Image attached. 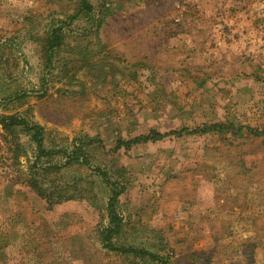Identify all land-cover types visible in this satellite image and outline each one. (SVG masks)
I'll use <instances>...</instances> for the list:
<instances>
[{
	"label": "rangeland",
	"instance_id": "1",
	"mask_svg": "<svg viewBox=\"0 0 264 264\" xmlns=\"http://www.w3.org/2000/svg\"><path fill=\"white\" fill-rule=\"evenodd\" d=\"M88 1L91 21L65 28L43 91L38 39L78 0H0V264H157L104 248L109 188L62 155L42 160L62 168L41 172L37 186L58 201L79 182L86 199L48 210L28 185L36 145L4 129L9 116L43 127L47 149L80 147L128 183L118 246L170 264H264V138L172 137L116 151L151 131L264 126V0ZM19 92L28 95L8 101Z\"/></svg>",
	"mask_w": 264,
	"mask_h": 264
},
{
	"label": "trees",
	"instance_id": "2",
	"mask_svg": "<svg viewBox=\"0 0 264 264\" xmlns=\"http://www.w3.org/2000/svg\"><path fill=\"white\" fill-rule=\"evenodd\" d=\"M94 8L89 3L88 0H78V3L75 5L74 15L69 17L66 21H59L58 24L51 29V31H47L44 36L40 39L41 50H42V62L44 69V77L42 79L43 91H46V83H47V75L54 70V63L57 57L58 52L62 49L64 45V35L65 28L70 23H74L81 18H84L86 21H91L90 14H92ZM89 64V63H88ZM28 95V92H19L14 95V97H10L8 101L11 100H21ZM7 101V102H8ZM1 124L4 129L7 131H13L15 133L16 129H20L22 132L30 136V140L36 145L37 157L33 165L31 166V175L29 176L28 185L36 191L38 196L46 201L47 209L51 211L55 205H60L65 202H69L77 199H86L85 196L80 195V191L78 184L79 182H75L71 185H64L58 190L59 200L56 201L54 198V191L52 189H44L43 186L40 189L37 185L42 183L39 179V174L41 172H50L52 170H60L62 167L49 166V167H39L43 159H52L57 156H64L66 158L65 166H72L74 163L80 166L88 167L91 171L95 172L96 176H98L103 184L109 188V198L107 203V212H108V226L103 228L100 232L101 240L105 249L110 252L119 253L121 255H139L143 257H147L150 261L155 262L157 264H170L167 259L151 253L145 249H135L132 247H124L118 246L114 243V239L121 235L123 228V218L119 213L118 205L119 198L127 189L128 183H121L118 181H112L107 174V171L101 167H92L89 163L88 158L85 156V152L81 150L80 147L73 148V150L67 151H54L52 149H47L45 147V130L43 127L38 125L37 123H31L24 118L19 116H9L2 117ZM206 136L210 135L213 137H218L220 140L224 142V140L231 141L232 144L239 141L242 144H246V142L251 139H263L264 138V126L261 127H251V126H243L237 125L235 123L230 122H220L215 124H204L201 127L190 130L188 128L182 129L181 131L170 132L166 134H161L155 131H151L146 136L136 137L129 141H117L116 143V151L119 150H130L134 147L140 145H146L150 143H158L168 138L175 137L176 139L190 136ZM43 180V178L41 177ZM44 182V181H43ZM59 188V186L57 187ZM70 190L72 193L69 194ZM76 192V193H75ZM68 194V195H67ZM89 203L92 201L90 197H88ZM92 206V204H90ZM249 255H247L246 261L249 260ZM254 257V255H253ZM195 259V257H194ZM255 263V259H253V264ZM191 264H195L194 261H191Z\"/></svg>",
	"mask_w": 264,
	"mask_h": 264
}]
</instances>
